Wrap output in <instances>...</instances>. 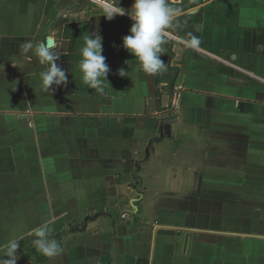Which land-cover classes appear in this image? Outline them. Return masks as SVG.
I'll return each mask as SVG.
<instances>
[{
	"label": "crops",
	"instance_id": "1",
	"mask_svg": "<svg viewBox=\"0 0 264 264\" xmlns=\"http://www.w3.org/2000/svg\"><path fill=\"white\" fill-rule=\"evenodd\" d=\"M133 3L0 0V250L19 239L17 264H264V0L195 6L187 38L164 32L155 75L122 47ZM88 34L103 37V92L78 69ZM49 38L67 75L52 94L35 55ZM163 120L171 136L149 145ZM46 222L50 258L33 244Z\"/></svg>",
	"mask_w": 264,
	"mask_h": 264
},
{
	"label": "clouds",
	"instance_id": "2",
	"mask_svg": "<svg viewBox=\"0 0 264 264\" xmlns=\"http://www.w3.org/2000/svg\"><path fill=\"white\" fill-rule=\"evenodd\" d=\"M118 8H105L106 19L112 20L117 15H124ZM132 25L129 34L122 38V47L126 49L138 62L141 70L147 74H158L165 68V62L161 59L163 36L165 29L173 24L175 10L168 4L167 0H134L131 12L127 13ZM201 40L197 36H192L187 41V46L196 48ZM29 48L33 46L28 45ZM103 52V37L99 34H88L84 39V46L80 49L78 64L82 82L91 89L103 92L109 86L107 76L110 72L106 64V57ZM35 55L38 62L47 65V69L39 72L42 90L52 94L56 88L67 84L65 70L60 67L57 61L60 55L54 51L51 38L47 42H40L35 46ZM120 77L128 76V72L121 68L118 70ZM51 231L48 222L41 224L34 230L36 239L33 244L36 250L46 257H54L62 251L55 239H49ZM19 239H10L2 248L3 258L0 264H17L19 256L17 250L20 247ZM7 257V258H5Z\"/></svg>",
	"mask_w": 264,
	"mask_h": 264
},
{
	"label": "water",
	"instance_id": "3",
	"mask_svg": "<svg viewBox=\"0 0 264 264\" xmlns=\"http://www.w3.org/2000/svg\"><path fill=\"white\" fill-rule=\"evenodd\" d=\"M91 1H95V2L98 1L104 3L105 5H111L117 3L119 0H85L86 3H90ZM206 1L207 0H167L168 4L171 5V7L175 10V16L173 18V24L167 29H165V31H168L169 34L174 33L176 35L177 34L180 35L182 38H187L186 32H183L184 28H186V26L190 23V18L192 17L195 18L196 15H198L196 8L195 9L193 8ZM176 26H178L179 29ZM174 29H176L177 32H175ZM180 30L183 31L181 32ZM170 43L172 44L173 41H170ZM170 128L171 126L169 125V123L166 122V120H163L162 124L160 123L158 125L159 131L157 134L159 137L150 139L149 145L153 140H161L163 138H169L171 136ZM148 148L146 149L147 155L145 156L144 160H146L148 157V152H149ZM137 167H139V163H137Z\"/></svg>",
	"mask_w": 264,
	"mask_h": 264
}]
</instances>
